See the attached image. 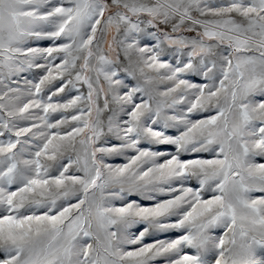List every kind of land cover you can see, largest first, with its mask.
I'll use <instances>...</instances> for the list:
<instances>
[{"label":"snow or ice","instance_id":"1","mask_svg":"<svg viewBox=\"0 0 264 264\" xmlns=\"http://www.w3.org/2000/svg\"><path fill=\"white\" fill-rule=\"evenodd\" d=\"M0 137V264H264V0H0Z\"/></svg>","mask_w":264,"mask_h":264},{"label":"rangeland","instance_id":"2","mask_svg":"<svg viewBox=\"0 0 264 264\" xmlns=\"http://www.w3.org/2000/svg\"><path fill=\"white\" fill-rule=\"evenodd\" d=\"M48 41H40L39 44L40 46H47L48 45ZM24 75L29 76V78H31V74L30 73H25ZM0 139H6V137H0ZM169 148H171V146H168ZM114 163H121L123 162L122 159L117 158L113 161ZM192 185L195 186V181L192 182ZM132 199H140L139 197H135L133 196ZM142 203H147L146 201H141ZM139 230V226L134 227L132 229L133 232H138ZM181 233L177 230H169L165 233H156L155 235H149L145 238V243H151L153 242V240L155 239H166V238H175L176 236L180 235ZM186 251H189L188 249H185ZM154 264H165V261L163 258H157L156 261L154 262Z\"/></svg>","mask_w":264,"mask_h":264}]
</instances>
